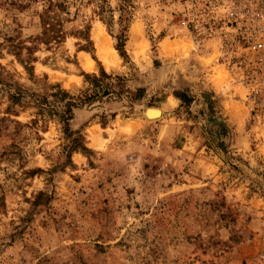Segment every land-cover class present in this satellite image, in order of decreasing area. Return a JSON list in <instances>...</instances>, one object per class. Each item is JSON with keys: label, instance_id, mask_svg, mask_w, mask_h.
I'll list each match as a JSON object with an SVG mask.
<instances>
[{"label": "rangeland", "instance_id": "obj_1", "mask_svg": "<svg viewBox=\"0 0 264 264\" xmlns=\"http://www.w3.org/2000/svg\"><path fill=\"white\" fill-rule=\"evenodd\" d=\"M211 1L130 0L119 20L118 0H0V264H264V128L217 61ZM49 2L54 36L33 49L29 78L11 44L32 45ZM187 12L189 32L176 25ZM55 83L110 91L73 108L86 151L69 163L57 117L33 102L61 110Z\"/></svg>", "mask_w": 264, "mask_h": 264}, {"label": "built area", "instance_id": "obj_2", "mask_svg": "<svg viewBox=\"0 0 264 264\" xmlns=\"http://www.w3.org/2000/svg\"><path fill=\"white\" fill-rule=\"evenodd\" d=\"M207 20L219 26L217 61L242 91L252 120L264 128V0H213L205 7ZM187 32L198 26L195 14L176 21ZM264 260V254L261 255Z\"/></svg>", "mask_w": 264, "mask_h": 264}, {"label": "trees", "instance_id": "obj_3", "mask_svg": "<svg viewBox=\"0 0 264 264\" xmlns=\"http://www.w3.org/2000/svg\"><path fill=\"white\" fill-rule=\"evenodd\" d=\"M119 5V20H126L127 19V13H128V7L131 5L130 0H118ZM52 6V3L49 2V4L46 6L45 9L42 10L40 14V26L41 31L39 34L33 36L30 38L32 45L30 46H23V44H11L12 45V53L13 56L16 58V60L22 65L23 69L26 71V73L30 77H33L32 74V65L31 62L34 60V57L32 56L33 49L36 47V44H45L48 45V43L53 39L54 36V28L57 24L56 20L50 16L49 14V8ZM100 9L102 8V5H99ZM122 30H124V27L120 29V33L118 36H116L117 42L115 44V49L118 51V54L121 57H124V51L122 49V42H123V33ZM119 40V41H118ZM23 48V52H22ZM81 49H84L81 47ZM0 69L2 67L0 66ZM83 77L84 81H87L90 86H92L94 89L98 87L97 81H99V77H97L93 73H80ZM99 76L101 77H107V75L103 72V70H100ZM47 89H49L50 92H46L47 96L53 97L52 103H58L61 106V110H55L56 106L52 107H44L41 104L45 103V97L40 96L39 100L38 98H34L33 102L34 107L36 108L35 113L37 115L43 116V114H47L48 117L56 116L57 121L61 124L64 137L68 138L69 143L67 146H64L63 149L65 150V161L64 163H69V154L72 151H86L85 147L83 146V138L79 134L78 131H71L68 128V121L72 118V110L73 108H77L78 106H81L83 104H88L90 101L96 99L98 96L105 95L109 93L110 91L106 88H103L100 92L98 90H93L89 94H82V95H70L68 91H66L63 88H60L57 83L55 84H47ZM173 96L175 98H178L181 102L185 100L183 94L179 93H173ZM22 97V94L20 91H16L14 93L8 94V99L10 101V104L7 106V110H10L9 107L11 105H21L20 104V98ZM112 115V114H111ZM223 127L225 128V124L221 122ZM76 134L74 138L71 139V135ZM39 170L38 168H34L31 170H28V174H31L35 171Z\"/></svg>", "mask_w": 264, "mask_h": 264}, {"label": "bare ground", "instance_id": "obj_4", "mask_svg": "<svg viewBox=\"0 0 264 264\" xmlns=\"http://www.w3.org/2000/svg\"><path fill=\"white\" fill-rule=\"evenodd\" d=\"M93 35H94L96 40H101V39H103L102 37H104L103 34H102L101 29H99V28L94 29ZM100 56L105 60V62H108L109 57H106V56L104 57L103 54H101ZM87 64L89 66L91 63L89 61H87ZM160 114H161V110L158 107H151L150 109H148V116L147 117L148 118H157V117L160 116Z\"/></svg>", "mask_w": 264, "mask_h": 264}]
</instances>
